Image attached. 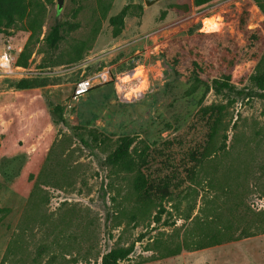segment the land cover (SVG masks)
Here are the masks:
<instances>
[{"label": "rangeland", "instance_id": "obj_1", "mask_svg": "<svg viewBox=\"0 0 264 264\" xmlns=\"http://www.w3.org/2000/svg\"><path fill=\"white\" fill-rule=\"evenodd\" d=\"M40 1L45 18L38 40L30 44L27 66L22 72L0 74V207L9 208L0 219V260L37 183L48 199L43 208L48 219L33 230L31 242L57 233L71 235L79 245L71 251L89 248L88 264H98L94 257L99 252L132 243L133 251L118 264H264V233L153 258L155 252L147 249L151 241L175 236L178 228L181 233L200 214L202 196L208 191L191 195L195 206L186 221L171 202H165L158 221L149 217L135 226L117 225L110 198L115 181L101 165L99 148L84 146L77 135L86 127L113 139L133 135L136 146L145 142L150 150L156 149L143 168L146 175L176 168L182 172L187 151L205 136L201 107L230 102L225 118L230 121L228 143L243 149L249 142L253 177L260 175L264 171V90L252 89L249 76L259 61L264 64V0H213L201 7L194 6L193 0H156L150 5L144 0H112L104 18L96 0H65L59 12L56 0ZM124 7V27L114 37L108 19ZM241 17L247 28L258 31L252 49L245 47ZM57 21L62 23V38L57 48L49 50L43 37ZM28 35L21 26L4 29L0 52L11 39L17 59ZM78 48L82 58L70 62ZM252 53L255 58H249ZM193 59L202 65L205 80L230 75L228 81L237 90L246 87L252 92L228 96L204 80H195L190 71ZM97 74L105 80L94 78V87L74 99L76 82ZM29 77L46 82L24 89L11 85ZM250 182L244 202L253 214L240 208L230 218L242 225L256 220L254 213L264 210L259 184ZM178 191L187 188L182 185ZM206 195L209 199L212 194ZM185 206L182 202L181 208ZM61 217L68 224H59L60 232L55 228L42 237L45 228Z\"/></svg>", "mask_w": 264, "mask_h": 264}, {"label": "trees", "instance_id": "obj_2", "mask_svg": "<svg viewBox=\"0 0 264 264\" xmlns=\"http://www.w3.org/2000/svg\"><path fill=\"white\" fill-rule=\"evenodd\" d=\"M212 1L193 0V5L201 7ZM255 1L258 3V0ZM96 2L104 18L112 0ZM126 13L124 7L109 17L108 22L114 37L119 36L123 30ZM44 18V6L40 0H0V32L18 26L29 31L27 41L16 59V66H27L31 54L30 44L38 40ZM239 21L240 30L246 39L245 47L254 48L259 39L258 31L247 28L243 17ZM61 29L62 23L57 21L44 35L43 41L47 49L58 47L62 38ZM227 49L231 50V47ZM252 54L249 58L256 57V54ZM81 58L82 53L78 48L70 62ZM173 66L176 70L177 64L173 63ZM190 71L195 80H204L208 87L212 86L219 93L226 92L228 96L250 95L254 87L264 90V64L261 61L258 62L255 73L249 76L250 87L253 88L247 91L246 87L237 90L228 81L230 75L223 74L226 77L224 80H205L202 65L196 59L191 61ZM45 82L39 78L29 77L12 81L11 85L24 89L43 85ZM229 104L230 102L227 104L213 102L201 107V116L206 126L205 136L187 151L181 164L182 172L176 168L154 176L146 175L143 168L148 162L150 152L156 149L150 150V145L145 142L141 146H136V138L133 135H120L113 139L90 127L77 131L84 146L99 148L102 154V157H99L101 165L108 168L115 181V184L111 182L114 193L110 198L116 211L117 225L133 223L135 226L149 217L158 221L165 211V202H171L178 216L186 221L195 206V202L191 203V200H195L190 199L191 195L198 196L200 190L208 191L202 196L203 206L199 210L200 214H196L181 233L178 228L175 236L151 241L147 249L155 252L152 255L155 259L174 256L182 250H197L264 233V210L254 213L256 220L244 225L230 219L240 208L248 215L253 214L245 206L244 199L249 191V185L252 186L250 181L258 183V189L264 195V171L253 177V155L249 142L244 143L243 149L235 148L236 146L228 143L230 121L227 123L225 118L229 112ZM235 124L234 122L232 126L235 127ZM182 185H185L187 191L175 192L181 189ZM34 187L29 193L27 206L11 233L0 264H81V260L88 264L92 259L88 255L89 248L85 252H81L79 248L77 252L71 251L77 244L71 235L61 236V233H57L48 237V240L42 239L36 244L31 242L33 230L42 228L48 219V217L45 219L43 212L47 196L40 193L43 189L39 184L36 183ZM207 193L212 194L209 199ZM182 202H186L187 206L181 208ZM8 212L9 208L0 207V219ZM64 223L68 224L64 217L51 222L53 226L46 227L42 237H47L55 228L60 232L58 225ZM133 249V243L110 247L99 252L94 261L98 264H118L119 260L129 256Z\"/></svg>", "mask_w": 264, "mask_h": 264}, {"label": "built area", "instance_id": "obj_3", "mask_svg": "<svg viewBox=\"0 0 264 264\" xmlns=\"http://www.w3.org/2000/svg\"><path fill=\"white\" fill-rule=\"evenodd\" d=\"M15 60V55L12 53L11 39H8L0 52V74L10 75L16 72H22L24 69L16 66ZM99 76H101V74L79 79L74 85L72 97L76 99L87 94L94 87L95 79H98ZM101 77L105 80L104 76Z\"/></svg>", "mask_w": 264, "mask_h": 264}, {"label": "water", "instance_id": "obj_4", "mask_svg": "<svg viewBox=\"0 0 264 264\" xmlns=\"http://www.w3.org/2000/svg\"><path fill=\"white\" fill-rule=\"evenodd\" d=\"M155 1L156 0H144V3L146 5H150V4L154 3ZM64 2H65V0H56V8H57L58 12L62 10Z\"/></svg>", "mask_w": 264, "mask_h": 264}, {"label": "bare ground", "instance_id": "obj_5", "mask_svg": "<svg viewBox=\"0 0 264 264\" xmlns=\"http://www.w3.org/2000/svg\"><path fill=\"white\" fill-rule=\"evenodd\" d=\"M134 76H135V75H134ZM139 77H141V76H139V75H136V77H135V78H136V79H138Z\"/></svg>", "mask_w": 264, "mask_h": 264}]
</instances>
